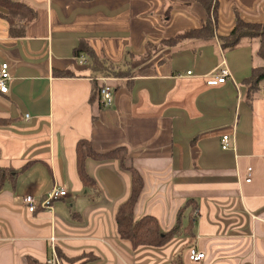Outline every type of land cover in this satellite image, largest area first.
Listing matches in <instances>:
<instances>
[{
    "label": "crops",
    "instance_id": "crops-1",
    "mask_svg": "<svg viewBox=\"0 0 264 264\" xmlns=\"http://www.w3.org/2000/svg\"><path fill=\"white\" fill-rule=\"evenodd\" d=\"M15 1L36 18L24 38H12L0 19V66L10 75L8 93H0V168L14 176L0 188V264H45L52 239L62 264L85 255L92 260L83 264H169L180 251L183 264H264V85L249 95L244 84L262 65L258 41L221 47L237 18L264 23V0H211L213 40L173 49L163 41L205 21L199 1ZM81 46L127 77L95 72L89 55H75ZM222 68L230 79L208 87L205 77ZM103 77L114 91L109 108L94 93ZM224 136L233 149H221ZM80 140L97 153L127 151L124 165L86 160L96 194L77 175ZM129 168L145 184L136 219L151 215L167 232L194 200L191 244L180 236L134 250L119 239L115 216L130 196ZM55 187L67 197L52 201L50 211L40 208ZM191 248L204 259L189 261Z\"/></svg>",
    "mask_w": 264,
    "mask_h": 264
},
{
    "label": "trees",
    "instance_id": "trees-1",
    "mask_svg": "<svg viewBox=\"0 0 264 264\" xmlns=\"http://www.w3.org/2000/svg\"><path fill=\"white\" fill-rule=\"evenodd\" d=\"M203 4L206 9V19L198 29L179 34L172 39L163 41V46L167 48H175L180 43L186 41L211 42L214 38V29L209 17L211 0H197ZM36 18L35 10L26 3L15 0H0V19L5 20L8 24L9 35L12 38H24L26 29L30 23ZM244 39H256L258 48L256 55L261 60L262 65L255 67L250 77L244 80L249 95L254 94L259 90V87L264 85V23H249L237 18L230 33L221 37L223 50L235 49ZM80 52H85L90 56L92 63L91 68L102 75L112 76L115 78L127 77L126 71H120L112 64H106L105 61L94 56L88 47H78L75 55L79 57ZM62 77L68 76V73H60ZM95 81L94 93L97 95L99 102V87ZM264 88V86H263ZM76 155V170L79 181L82 186L94 192H98V185L95 180L89 177L85 171V162L88 159L93 160H118L121 165L127 160V151L125 148H116L110 152L97 153L93 150L92 145L87 140H80L75 147ZM24 166L18 173L22 172ZM131 173V192L128 200L120 207L116 216L115 222L117 233L121 241L127 242L135 250L140 247L161 248L169 244L173 239L180 236L189 237L188 243L191 244L194 240L193 219L189 215L196 210L194 200H188L181 207L176 215L175 225L170 231L163 232L159 226L157 219L151 215H145L140 219L135 218V212L142 192L144 191V180L141 174L135 168L128 169ZM14 176L7 170L0 168V188L9 181H12ZM188 210L186 224L183 223L185 212ZM58 257L62 259V255L57 251ZM73 260V259H72ZM92 260V257L85 255L79 259H74L73 264H83L85 261ZM169 264H183L182 252L176 254Z\"/></svg>",
    "mask_w": 264,
    "mask_h": 264
},
{
    "label": "built area",
    "instance_id": "built-area-1",
    "mask_svg": "<svg viewBox=\"0 0 264 264\" xmlns=\"http://www.w3.org/2000/svg\"><path fill=\"white\" fill-rule=\"evenodd\" d=\"M81 62H84L85 59H79ZM190 73H188L189 75ZM227 79H230V74L226 68L220 69L218 75H209L205 77V83L208 87H214L222 85L226 82ZM10 81V75L8 73V66L7 64H2L0 66V93L6 94L9 91L8 82ZM100 83L99 89V103L103 108L111 107L113 103V95L114 91L111 86L107 83V78H100L96 80ZM221 149L223 151L233 149L229 144V137L224 136L221 140ZM251 169H247V178L245 179L246 183H250L251 181ZM68 193L64 188L55 187L53 188L50 193H48L45 199L41 203V207L44 210L50 211V204L54 200L62 199L67 197ZM24 203L28 207V211L30 213H34L37 210L36 205L34 204L33 198L30 195H27L24 198ZM189 261L193 263H198L202 259H204V254L197 251L195 248H191L188 253ZM45 264H62V261L58 257L57 250L55 247L54 240H51L50 244V257L46 260Z\"/></svg>",
    "mask_w": 264,
    "mask_h": 264
}]
</instances>
